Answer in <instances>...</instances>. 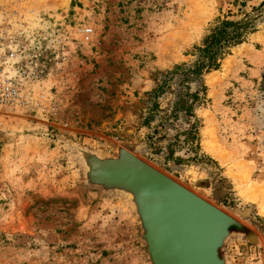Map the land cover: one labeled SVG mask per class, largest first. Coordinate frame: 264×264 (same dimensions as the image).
Returning a JSON list of instances; mask_svg holds the SVG:
<instances>
[{
	"label": "rangeland",
	"instance_id": "374dc122",
	"mask_svg": "<svg viewBox=\"0 0 264 264\" xmlns=\"http://www.w3.org/2000/svg\"><path fill=\"white\" fill-rule=\"evenodd\" d=\"M263 2L0 0V22L24 26L32 96L0 125V264H149L129 199L87 185L75 145L134 151L256 236L233 234L228 264H264ZM226 18L255 32L185 82L195 46Z\"/></svg>",
	"mask_w": 264,
	"mask_h": 264
},
{
	"label": "water",
	"instance_id": "95a60500",
	"mask_svg": "<svg viewBox=\"0 0 264 264\" xmlns=\"http://www.w3.org/2000/svg\"><path fill=\"white\" fill-rule=\"evenodd\" d=\"M74 148L87 185L129 199L149 264H228L221 252L231 236L251 241L241 224L121 146L109 156Z\"/></svg>",
	"mask_w": 264,
	"mask_h": 264
},
{
	"label": "built area",
	"instance_id": "2783aa9c",
	"mask_svg": "<svg viewBox=\"0 0 264 264\" xmlns=\"http://www.w3.org/2000/svg\"><path fill=\"white\" fill-rule=\"evenodd\" d=\"M6 15V13H4ZM13 20L0 22V125L10 115L24 111L32 101L31 91L24 79L22 47L25 30L13 27Z\"/></svg>",
	"mask_w": 264,
	"mask_h": 264
},
{
	"label": "trees",
	"instance_id": "16d2710c",
	"mask_svg": "<svg viewBox=\"0 0 264 264\" xmlns=\"http://www.w3.org/2000/svg\"><path fill=\"white\" fill-rule=\"evenodd\" d=\"M264 5V2L262 3ZM220 26H213L209 33L205 36L199 46H195V51L199 52L200 58L195 62L194 66L189 69H181L184 75V81L189 82L190 77L194 76L195 79L201 76L208 75L212 72L218 71L221 68L222 62L227 55L230 54L232 48L243 44L246 38L254 33L252 28L253 22L250 20H242L238 22L230 21L228 18L219 21ZM232 29V30H231ZM203 94L206 99L207 88L203 85ZM160 89V88H159ZM159 90H155L154 94L158 95ZM192 103L187 106L183 102V111L187 116L192 117L194 106L201 100L199 92L195 94H187ZM193 129L197 130L196 125ZM198 132H196V135ZM195 135V134H194ZM172 155V154H171Z\"/></svg>",
	"mask_w": 264,
	"mask_h": 264
},
{
	"label": "bare ground",
	"instance_id": "6f19581e",
	"mask_svg": "<svg viewBox=\"0 0 264 264\" xmlns=\"http://www.w3.org/2000/svg\"><path fill=\"white\" fill-rule=\"evenodd\" d=\"M212 135V134H211ZM212 141H214V140H212ZM208 142V141H207ZM206 144H208V143H206ZM212 144V145H211ZM210 144V142H209V144L208 145H206V148L210 151V152H212L213 153V155L214 156H216V158L217 159H219V160H221L223 163H225V158L223 157V155L222 156H220L219 154H217V152L215 151V150H213V148L215 149V146H213V144L214 143H211ZM213 146V147H212ZM123 149H125V150H127L128 152H130V153H132L133 155H135L136 156V154L134 153V151H131V150H129V148H127V147H122ZM80 150V149H79ZM80 153V152H79ZM137 157V156H136ZM101 158H103V157H101ZM137 158H139V157H137ZM140 159V158H139ZM141 160V159H140ZM144 162V161H143ZM146 163V162H145ZM148 164V163H147ZM148 165H150V164H148ZM151 166V165H150ZM244 166V165H243ZM151 167H153V166H151ZM154 169H156L155 167H153ZM156 170H158V169H156ZM240 170V169H239ZM238 170V171H239ZM242 170V169H241ZM159 171V170H158ZM159 172H161V171H159ZM247 172V171H246ZM162 173V172H161ZM241 173V172H240ZM245 173V172H244ZM164 174V173H163ZM248 174V173H247ZM165 175V174H164ZM237 175H239V173L237 174ZM241 175V174H240ZM243 175V174H242ZM167 176V175H166ZM167 177H169V176H167ZM238 177V176H237ZM243 177H245V175L243 176ZM170 178V177H169ZM171 179V178H170ZM239 179H241V177L239 178ZM173 180V179H172ZM175 181V180H174ZM176 182V181H175ZM178 183V182H177ZM246 183V182H245ZM178 184H180V183H178ZM181 185V184H180ZM251 185V184H250ZM182 186V185H181ZM184 187V186H183ZM246 187V186H245ZM185 188V187H184ZM251 188H252V186H251ZM187 189V188H186ZM188 190V189H187ZM251 190H253V189H251ZM190 191V190H189ZM190 192H192V191H190ZM253 192V191H252ZM193 194H195L194 192H192ZM254 193H256V192H254ZM252 194V193H251ZM195 195H197V194H195ZM198 196V195H197ZM198 197H200V196H198ZM200 198H202V197H200ZM203 199V198H202ZM212 205V204H211ZM219 209V208H218ZM220 210V209H219ZM222 211V210H221ZM223 212V211H222ZM225 213V212H224ZM225 214H227V213H225ZM228 215V214H227ZM231 219H233V220H235L233 217H231L230 215H228ZM236 222H238L237 220H235ZM240 224V223H239ZM257 240V238H256V236H253V238L251 239V240ZM230 240V239H229ZM228 240V241H229ZM227 241V242H228ZM258 241V240H257Z\"/></svg>",
	"mask_w": 264,
	"mask_h": 264
}]
</instances>
